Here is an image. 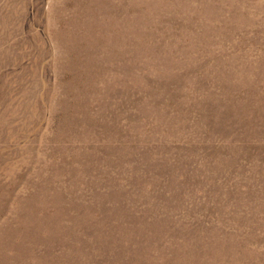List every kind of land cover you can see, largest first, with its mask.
I'll use <instances>...</instances> for the list:
<instances>
[{
  "label": "rangeland",
  "instance_id": "rangeland-1",
  "mask_svg": "<svg viewBox=\"0 0 264 264\" xmlns=\"http://www.w3.org/2000/svg\"><path fill=\"white\" fill-rule=\"evenodd\" d=\"M0 264H264V0H0Z\"/></svg>",
  "mask_w": 264,
  "mask_h": 264
}]
</instances>
